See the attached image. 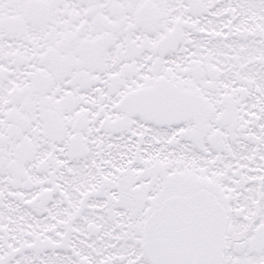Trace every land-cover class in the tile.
I'll return each mask as SVG.
<instances>
[{
  "label": "snow or ice",
  "instance_id": "1",
  "mask_svg": "<svg viewBox=\"0 0 264 264\" xmlns=\"http://www.w3.org/2000/svg\"><path fill=\"white\" fill-rule=\"evenodd\" d=\"M0 264H264V0H0Z\"/></svg>",
  "mask_w": 264,
  "mask_h": 264
}]
</instances>
